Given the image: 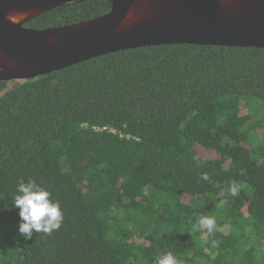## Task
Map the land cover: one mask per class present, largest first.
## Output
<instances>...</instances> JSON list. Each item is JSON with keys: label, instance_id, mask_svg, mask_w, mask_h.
Returning a JSON list of instances; mask_svg holds the SVG:
<instances>
[{"label": "trees", "instance_id": "16d2710c", "mask_svg": "<svg viewBox=\"0 0 264 264\" xmlns=\"http://www.w3.org/2000/svg\"><path fill=\"white\" fill-rule=\"evenodd\" d=\"M110 10L71 2L24 27ZM28 180L64 219L26 240L13 204ZM168 252L179 264H264V49L150 46L0 82V264H155Z\"/></svg>", "mask_w": 264, "mask_h": 264}, {"label": "water", "instance_id": "95a60500", "mask_svg": "<svg viewBox=\"0 0 264 264\" xmlns=\"http://www.w3.org/2000/svg\"><path fill=\"white\" fill-rule=\"evenodd\" d=\"M0 0V82L33 80L111 53L150 46L264 49V0H105L109 13L64 27L24 24L71 2Z\"/></svg>", "mask_w": 264, "mask_h": 264}, {"label": "clouds", "instance_id": "9594fccd", "mask_svg": "<svg viewBox=\"0 0 264 264\" xmlns=\"http://www.w3.org/2000/svg\"><path fill=\"white\" fill-rule=\"evenodd\" d=\"M200 178L210 180L207 173H202ZM16 192L13 206L18 209V232L24 239H31L33 231L51 235L60 229L64 219L61 206L58 201L50 198L51 193L48 190L34 180H28L26 183H20ZM228 192L233 197L239 195L240 185L232 182ZM197 224L206 230L208 235L217 230L213 217H200ZM212 246L218 247V241L213 240ZM155 264H179V261L173 253L168 252L157 257Z\"/></svg>", "mask_w": 264, "mask_h": 264}]
</instances>
